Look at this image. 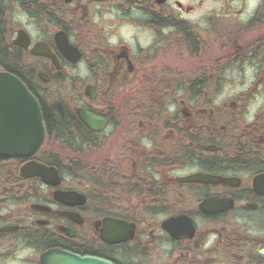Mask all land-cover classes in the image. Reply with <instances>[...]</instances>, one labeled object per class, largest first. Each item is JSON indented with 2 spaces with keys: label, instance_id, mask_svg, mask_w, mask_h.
Returning a JSON list of instances; mask_svg holds the SVG:
<instances>
[{
  "label": "flooded vegetation",
  "instance_id": "af4514ba",
  "mask_svg": "<svg viewBox=\"0 0 264 264\" xmlns=\"http://www.w3.org/2000/svg\"><path fill=\"white\" fill-rule=\"evenodd\" d=\"M205 2L0 0L45 136L0 153V264H264V0Z\"/></svg>",
  "mask_w": 264,
  "mask_h": 264
},
{
  "label": "water",
  "instance_id": "95a60500",
  "mask_svg": "<svg viewBox=\"0 0 264 264\" xmlns=\"http://www.w3.org/2000/svg\"><path fill=\"white\" fill-rule=\"evenodd\" d=\"M9 92L12 93V97L0 99V102L8 101V107L0 108V153L32 154L41 147L45 138L37 102L13 77L12 79L8 77ZM16 92H20L19 98L15 96ZM36 118H39L38 122Z\"/></svg>",
  "mask_w": 264,
  "mask_h": 264
},
{
  "label": "rangeland",
  "instance_id": "374dc122",
  "mask_svg": "<svg viewBox=\"0 0 264 264\" xmlns=\"http://www.w3.org/2000/svg\"><path fill=\"white\" fill-rule=\"evenodd\" d=\"M205 8L203 13H207L212 11L216 6H219L221 8L220 15H221V20L222 22H226L228 24L226 25V28H222L221 30V38L226 37L230 34V31L232 32L237 30L241 27L243 29V22L248 20L253 12L256 10L260 0H221L219 3H213L212 0H205ZM190 2V1H189ZM225 4H228L229 9L225 10L223 7ZM246 7V11L244 12L243 15L237 14L238 11L243 10V8ZM235 9V10H234ZM232 10L233 12L229 11ZM261 26L258 24L256 27H254L250 31L249 36H255L254 34L257 33V36H260L261 34ZM248 32V31H247ZM235 34V32H232ZM238 35V33H237ZM243 35V34H242ZM248 36V34H247ZM248 36V37H249ZM256 36V37H257ZM250 79V78H248Z\"/></svg>",
  "mask_w": 264,
  "mask_h": 264
}]
</instances>
